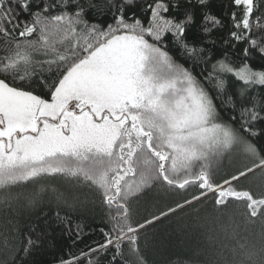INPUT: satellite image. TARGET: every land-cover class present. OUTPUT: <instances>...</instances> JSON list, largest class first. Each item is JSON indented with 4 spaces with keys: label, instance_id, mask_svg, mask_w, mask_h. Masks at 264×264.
<instances>
[{
    "label": "snow or ice",
    "instance_id": "snow-or-ice-1",
    "mask_svg": "<svg viewBox=\"0 0 264 264\" xmlns=\"http://www.w3.org/2000/svg\"><path fill=\"white\" fill-rule=\"evenodd\" d=\"M227 7L0 0V204L38 184L22 205L35 210L42 182L59 177L88 188L107 219L103 242L62 255L54 229L72 247L81 234L70 213L57 212L56 224L42 212L23 225L9 221L0 264H39L38 253H52L50 264H147L148 227L207 203L217 212L236 205L245 231L261 229L249 239L233 228L236 243L221 244L210 264H264V191L246 186L264 180V143L254 142L264 140V0ZM225 27L217 39L244 44L239 57L220 58L216 40L206 42ZM234 156L243 162L224 170ZM154 191L179 198L141 218L138 202ZM193 227H203L199 217Z\"/></svg>",
    "mask_w": 264,
    "mask_h": 264
},
{
    "label": "trees",
    "instance_id": "trees-1",
    "mask_svg": "<svg viewBox=\"0 0 264 264\" xmlns=\"http://www.w3.org/2000/svg\"><path fill=\"white\" fill-rule=\"evenodd\" d=\"M230 2L231 0H210L211 11L216 14H223L228 11L227 6L230 5ZM199 19L200 16L197 12V23H199ZM225 24H228L226 19ZM196 30V26H194L193 31ZM227 31L228 28L225 27L214 32L211 36L206 37V42L207 40H216V48L213 51L220 58H222L223 53H227L232 58L239 57L244 44H237L233 48L231 45H225L223 39H217L222 34H226ZM174 54L178 55V53ZM256 59L259 58L256 57ZM197 71H201V69L197 68ZM254 142L259 147L260 144L264 143V140ZM242 162L243 158L240 156H234L231 161H228L234 166H240ZM224 170L230 169L225 166ZM52 180H50L51 183H56ZM60 184L67 188L65 193L59 194L58 190L53 191L50 188L52 184L44 185L45 191L40 194V203L35 210H29L22 205L25 203V197L39 191L40 185L29 184L27 187L14 189V192H21L23 195L19 201L13 202L10 207L0 204V233L11 230L9 221H18L23 225L29 219H35L41 212L46 215L49 223L56 224L58 221L55 214L59 212L60 216L70 213L72 224L80 225L81 234L76 246L72 247V238H69L62 227L55 228L54 235L59 244L56 255H62L64 251L77 252L103 242L104 236L101 233V228L105 227L107 219L105 210L96 196L86 187L65 182H60ZM246 186L251 187L255 192L264 191V180L255 178L251 184ZM58 195H62L66 203L58 202ZM178 198L163 196L155 191L150 192L138 202L139 216L143 218L151 212H156L165 207L171 203L172 199ZM73 204H75V208L70 207ZM198 207L199 211L188 208L148 227L144 234L146 243H142L143 255L147 264H210L221 244L231 246L236 243V240L231 238L233 228L238 226V238L247 236L249 239L252 238L253 233H259L261 230L259 223H257L256 225H248L247 231H245L246 225L241 215L242 209L237 208L236 205H230L227 209H221L218 212L214 211L211 203L200 204ZM230 212L233 214L228 215ZM197 217L200 218L203 227H193ZM3 259L5 257L0 251V260ZM34 259L39 261V264H50L53 254L38 253ZM124 259H130L127 255V249H125ZM103 264H108V261L105 259Z\"/></svg>",
    "mask_w": 264,
    "mask_h": 264
},
{
    "label": "rangeland",
    "instance_id": "rangeland-1",
    "mask_svg": "<svg viewBox=\"0 0 264 264\" xmlns=\"http://www.w3.org/2000/svg\"><path fill=\"white\" fill-rule=\"evenodd\" d=\"M229 165V163H228V161L226 160L225 161V166H228ZM229 169V168H228ZM51 179H53L52 180V182H56V183H51ZM43 182H48V183H46V184H44ZM42 183L44 184V185H49V184H52V186H50V188L53 190V189H55V190H58L60 193L59 194H62V193H65L66 191H67V188L65 187V186H63V185H61L60 184V182H65V183H69V184H71V182H69L67 179H64V178H59V177H56V178H48V179H46L45 181H43ZM38 185V184H37ZM230 214H233V212H230V213H228V215H230Z\"/></svg>",
    "mask_w": 264,
    "mask_h": 264
}]
</instances>
